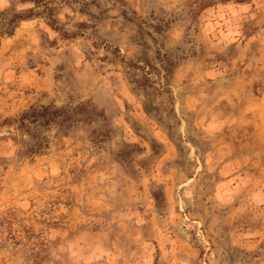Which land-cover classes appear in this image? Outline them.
Returning a JSON list of instances; mask_svg holds the SVG:
<instances>
[{
    "label": "rangeland",
    "instance_id": "obj_1",
    "mask_svg": "<svg viewBox=\"0 0 264 264\" xmlns=\"http://www.w3.org/2000/svg\"><path fill=\"white\" fill-rule=\"evenodd\" d=\"M0 18V264H264V0Z\"/></svg>",
    "mask_w": 264,
    "mask_h": 264
},
{
    "label": "trees",
    "instance_id": "obj_2",
    "mask_svg": "<svg viewBox=\"0 0 264 264\" xmlns=\"http://www.w3.org/2000/svg\"><path fill=\"white\" fill-rule=\"evenodd\" d=\"M43 9L44 11H47L49 13L51 11V7H47ZM37 11L34 10V8L27 9L26 12H14L12 14V17L9 19V23H15L17 19L22 18L25 19L27 16L36 14ZM51 20V24L55 25V18H53L51 15L48 16ZM0 20H2L0 18ZM6 32H8L7 29H4ZM69 115L66 113V111L62 109H56L53 106H42L41 108H37L35 106H31L27 111H24L21 113V115L14 120L15 126H18L20 128H32V126L38 127L41 125H50L53 123H56L57 127H62L66 121L69 120ZM36 145L31 148V151L37 150L41 144L42 141L38 137H36Z\"/></svg>",
    "mask_w": 264,
    "mask_h": 264
}]
</instances>
